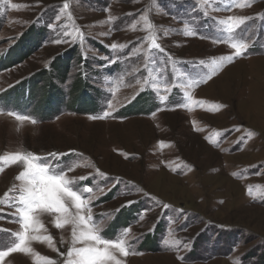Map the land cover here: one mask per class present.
<instances>
[{
	"label": "rangeland",
	"instance_id": "374dc122",
	"mask_svg": "<svg viewBox=\"0 0 264 264\" xmlns=\"http://www.w3.org/2000/svg\"><path fill=\"white\" fill-rule=\"evenodd\" d=\"M65 2L0 0V157L74 165L67 176L93 187L101 234L130 227L123 264H264V0ZM229 17L243 18L233 33ZM21 171L4 166L0 198ZM54 218L41 213L38 233L54 247L33 240L39 257L0 264H62L71 228ZM16 221L0 204V240L22 230Z\"/></svg>",
	"mask_w": 264,
	"mask_h": 264
},
{
	"label": "snow or ice",
	"instance_id": "6c2138e0",
	"mask_svg": "<svg viewBox=\"0 0 264 264\" xmlns=\"http://www.w3.org/2000/svg\"><path fill=\"white\" fill-rule=\"evenodd\" d=\"M251 3V0H244V3H237L236 6L244 7ZM17 7V5H12ZM64 9L69 8L66 2L63 5ZM112 17H109L111 20ZM147 22V17H144ZM223 23L227 24V30L230 33L243 23V18L229 17ZM147 28L154 29V25L146 23ZM134 27V25H133ZM67 34V33H65ZM192 35L194 33H187ZM167 35V33H164ZM148 39L151 41L150 48L163 51L160 44L157 43L156 37L150 35ZM66 41L56 40L55 43H63ZM236 49L235 56L243 54V49L246 45L233 43L231 45ZM124 48L123 44H112V49ZM231 61L232 57H228ZM204 64V61L200 62ZM215 73V68L205 73L207 79H211ZM207 79L201 77L200 80H193L188 87L197 86L199 83H206ZM147 83V80L145 81ZM166 99V97H162ZM192 97L189 94L188 100ZM9 115H15L19 121L31 120L33 124L37 121L28 115L16 114L10 112ZM58 153H50L53 158L50 162L47 158L32 152H17L11 154L5 159L0 157V172L4 171V166L9 164H22L23 171L19 172L16 180L21 183L9 189L3 198H0V204H8L16 207L17 221L21 224V231L11 234V240L5 242L0 240V261L10 253H32L39 257L38 253H34L30 247V242L33 240L47 242L50 247H54L53 238L48 236H40L38 233L43 229L46 231L44 224L40 219L41 213L54 214V226L57 229H63L66 226L71 228V246L66 253H60L65 259L62 264H123V261L118 257V253L124 257L130 253L131 246L127 243V236L130 232V227L122 231L115 239L105 238L102 232V221L95 220L92 215V201L96 198L92 186H80L74 179L69 178L67 173L74 170V165H68L61 168L56 158ZM100 175V170H96ZM235 175V173H234ZM80 179H85L81 177ZM103 191V189H98ZM16 193L12 195V193ZM130 203V202H129ZM6 231V230H0ZM79 245V246H77ZM59 252V249H56ZM40 264V260H37ZM43 264H56V261L51 258H43Z\"/></svg>",
	"mask_w": 264,
	"mask_h": 264
}]
</instances>
